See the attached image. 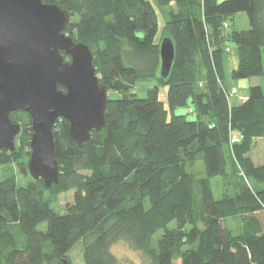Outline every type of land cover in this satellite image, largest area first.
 <instances>
[{
  "label": "trees",
  "instance_id": "trees-1",
  "mask_svg": "<svg viewBox=\"0 0 264 264\" xmlns=\"http://www.w3.org/2000/svg\"><path fill=\"white\" fill-rule=\"evenodd\" d=\"M42 1L68 11L65 32L88 45L99 83L116 96H107L102 129L80 146L68 121L55 120L56 183L46 188L32 178L20 186L11 168L2 173L0 264H72L67 252L81 241L83 264H123L111 250L118 241L147 264H264V148L257 163L250 155L253 141L264 139V90L252 85L232 105L223 80L229 42L238 49L233 78L264 74V0ZM155 7L168 8L159 41ZM238 12L247 15L245 30L229 28ZM165 36L174 59L163 78ZM142 81L152 85L139 96L132 89ZM163 85L166 106L158 97ZM188 101L193 119L174 113ZM9 116L21 126L24 159L31 118L23 110ZM18 149L1 148L0 167L18 162ZM198 160L203 176L194 172ZM70 190L72 201L57 211Z\"/></svg>",
  "mask_w": 264,
  "mask_h": 264
},
{
  "label": "water",
  "instance_id": "water-1",
  "mask_svg": "<svg viewBox=\"0 0 264 264\" xmlns=\"http://www.w3.org/2000/svg\"><path fill=\"white\" fill-rule=\"evenodd\" d=\"M69 18L68 11L55 3L0 0V149L14 150L20 132L10 112H27L31 118L27 169L46 188L57 182L59 173L55 120L68 121L69 136L80 146L89 140L91 130L102 129L108 99L90 48L64 32ZM159 58V75L164 78L174 59L169 37L159 42ZM63 263L67 264L64 259Z\"/></svg>",
  "mask_w": 264,
  "mask_h": 264
},
{
  "label": "rangeland",
  "instance_id": "rangeland-1",
  "mask_svg": "<svg viewBox=\"0 0 264 264\" xmlns=\"http://www.w3.org/2000/svg\"><path fill=\"white\" fill-rule=\"evenodd\" d=\"M170 5L173 6L172 3ZM155 10L157 14V33H156L155 39L159 41V38L161 37V33H162V28L165 24V20L168 17L167 16L168 8L159 9L155 7ZM228 23H229V28L235 29V30H245L249 27L248 18L245 12H238V13L233 14L232 16L228 18ZM228 45H229V49L227 50V52L224 53V62H223L224 79L223 80H224V84L228 91H230L231 89H235L234 90L235 92L231 96H229V103L234 105L241 101L240 99H238L239 96L245 97V95L248 92V88L250 86L257 84V85L262 86L264 90V74L260 76H251V77H245V78H233L231 76V69L235 67L238 63V49L234 42H229ZM151 85H152L151 81L138 82L135 84L132 91L138 94L139 96H143L147 87ZM166 93H167V86L166 85L160 86L158 97H159V100L164 102L165 106L167 105ZM107 96L115 97L116 94L113 92H108ZM190 105L191 104L188 101L187 106L176 107L174 109V113L185 114L189 119H193L194 113L190 112L189 110ZM20 131H21V126H20ZM17 135L19 136L20 132ZM17 135L15 136L14 143H15V147L17 149L19 148L18 149L19 153L18 152L16 153V155L19 157V160L18 162L11 161L12 163L10 162L9 165L0 167V176L3 175L2 174L3 172L11 168L10 170L13 171V174L16 179V183L20 186H23L27 184V182L31 180L32 177L29 174L28 169H27V161H28L29 155L23 159L24 152H27L26 151L27 147H24L22 143H20L21 140L20 138H17ZM234 137L236 138L235 135L233 136V138ZM263 148H264L263 138H257L253 141L252 148H251L252 152L250 155L252 159L255 161V163H257V161L261 159ZM197 163H198V166L196 165V168H195L196 170H194L195 175L203 176L204 169H203L202 161L198 160ZM22 168H24V171L22 170ZM210 183H211L213 197L215 199L220 198L222 195L221 178L219 176L211 177ZM72 195H73V190L62 193L59 196L57 203L53 205L55 209L59 212H63L65 203L72 201ZM227 220H228V223L232 226V228L233 226H236L237 222L235 218H227ZM174 224L175 222L172 221L169 223V226H173ZM43 225L41 227H43ZM234 232H237V230H234ZM160 235H161V230H157L152 238L153 243L156 241V239ZM111 250L114 253V255L117 257V259L123 264H147L144 258L141 256V254L136 249L132 248L125 241L115 242L114 244H112ZM67 253L69 254V257H70L69 259L72 264H83L82 262V241L77 243Z\"/></svg>",
  "mask_w": 264,
  "mask_h": 264
},
{
  "label": "flooded vegetation",
  "instance_id": "flooded-vegetation-1",
  "mask_svg": "<svg viewBox=\"0 0 264 264\" xmlns=\"http://www.w3.org/2000/svg\"><path fill=\"white\" fill-rule=\"evenodd\" d=\"M66 33V32H65ZM61 53L63 54V57H64V60H67V61H69L70 60V57H69V55H66V54H64V52L63 51H61ZM65 90V89H64Z\"/></svg>",
  "mask_w": 264,
  "mask_h": 264
},
{
  "label": "built area",
  "instance_id": "built-area-1",
  "mask_svg": "<svg viewBox=\"0 0 264 264\" xmlns=\"http://www.w3.org/2000/svg\"><path fill=\"white\" fill-rule=\"evenodd\" d=\"M223 27L224 28H227L228 27V24L226 22H223ZM234 90L235 89H233L232 92H235ZM232 140H236V138L234 137Z\"/></svg>",
  "mask_w": 264,
  "mask_h": 264
},
{
  "label": "crops",
  "instance_id": "crops-1",
  "mask_svg": "<svg viewBox=\"0 0 264 264\" xmlns=\"http://www.w3.org/2000/svg\"><path fill=\"white\" fill-rule=\"evenodd\" d=\"M242 98H244V97H241V96L238 97V99H240V100H242Z\"/></svg>",
  "mask_w": 264,
  "mask_h": 264
}]
</instances>
